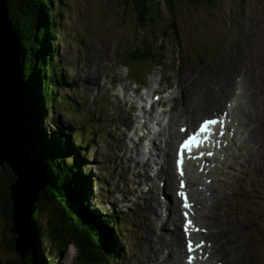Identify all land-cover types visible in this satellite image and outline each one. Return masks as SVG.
I'll return each instance as SVG.
<instances>
[{
  "label": "rangeland",
  "instance_id": "374dc122",
  "mask_svg": "<svg viewBox=\"0 0 264 264\" xmlns=\"http://www.w3.org/2000/svg\"><path fill=\"white\" fill-rule=\"evenodd\" d=\"M19 1L23 5H27L29 2L32 6L30 10L27 9L25 11L27 15L19 23V26H23V29L22 32H18L17 36V31L13 27V21L8 11L10 5L17 2V0H2L8 13V20L10 19L9 24H12L10 27L13 34H16L18 79L22 88L23 111L27 120L29 137L35 151L37 150V155L48 179L45 187L53 179L49 176V173L64 182L62 178L63 169L68 172L64 173L66 177L70 173V169V175L73 176L74 173L72 171L74 168H69L66 165L69 162H66V164L63 163L59 166V172L54 173L48 170V163L41 155L44 154L45 148L39 149L38 142L34 139L35 137H31L32 127L29 123V113H32L31 109L25 108L24 104L32 93L35 96L30 98L34 101V104H41L43 116L45 114L44 118L42 116L44 123L41 131H45L51 140H56L54 138L55 133L63 138L66 137L74 145L71 146V156L67 154L69 150L63 148L66 154L63 155L64 160L67 161L72 158L77 161V155L87 154L85 162L79 163L80 169L91 176L90 182H84L80 188L81 194L86 199L87 208L103 216L115 212L120 214V211L124 212L121 220L117 221L122 232L119 233L117 230H113V233H111L107 230L111 238H116V250L119 252L121 250L122 252V255L120 254L123 260L121 264H142V261L148 260L150 255L145 245V249H143L140 241L144 242V244L150 243L149 248L154 242L155 236L158 237L160 245L169 243L170 240L168 241L164 238L163 231L166 226L171 230L172 225L168 224L169 222L170 224L172 223L169 221L170 218L166 220V224L164 221L161 224L156 214L159 208L153 210L150 207L149 210L147 204L143 202V195L149 190L148 186L142 185L143 182L138 181L140 185L137 188L136 183L128 181L131 180L129 175L132 176V174L133 178L136 177V182L141 179L142 175L149 178V172H144V168L141 169L142 167L139 170L136 161L140 162V160L134 157L129 158L131 155L128 157L122 151H129L128 154H130L133 150L132 154L134 156L140 154L141 158H146L147 150L142 155L143 151L134 147V144L138 138L140 139L137 143L140 141L145 143L142 142L144 140L142 139L143 137H146L147 140L148 137L157 136L155 132H157L159 125V123L156 125V122H152V126L145 127L146 120L142 118L137 123L130 109L133 111L136 106V111L137 109L142 110L143 107L146 108L143 104L147 103L140 101L137 96L143 95L147 102H155L157 110L163 112L169 105L165 104L163 108L161 105L168 100L174 86L173 82L179 83L183 81L185 88H189L191 91L188 94H193L196 90L198 93L201 90L206 96L210 97L218 86L223 84L230 76H235L240 72L249 74V64L244 60H240V58H243L246 53L251 55V51L247 52V49L251 46L252 40L258 41L263 46L264 0H192V2L190 0H182L177 5V9L175 8L174 15L170 14L165 5L162 6V11L166 17L162 21L140 18L135 10L131 8L133 3H130L131 7H128L123 0H52V7L49 12L52 18L51 24L53 21L57 34L54 35L55 39L51 42L53 50L55 48L57 51L58 67L55 68V73L52 75L48 69H45L46 58L44 54V60H42V55L36 51L31 57H35V61L38 58V61L35 62L37 68L33 66L34 63L30 62L27 65L26 72L24 71V76L22 75L21 60L24 50L21 48V42L23 40V43L33 45L36 37L34 30H36L38 24V16L37 18L35 17L37 5L33 1ZM169 18H173V22ZM171 25L175 27L174 33L168 29ZM15 26L17 28V24ZM47 31L51 32L50 24ZM27 38L31 39V42L26 41ZM53 43H55L56 47H54ZM144 46L154 47V51H158L156 47H160L159 50L163 51L165 58L162 68L155 69L153 67L157 65V62L145 64L143 67L138 61H135V63H127L125 61L124 55L126 52L135 51V48H144ZM96 64L97 66H102L101 76L92 74ZM33 72L38 74V79L35 82H31ZM96 74H100V72H96ZM50 76L53 77V85ZM137 76L142 78L147 76L146 82L140 85L142 79L139 80ZM94 77L98 81L100 80L101 86L97 89H93L95 86H90L96 85V82L93 81ZM236 80L235 78L233 81L230 80L234 84L233 89H240L241 84L237 83ZM48 85H51L52 88H49ZM124 88H126L125 92H123ZM142 91L146 92L147 95ZM154 95H159V99L162 97L161 103L156 102L158 99ZM129 97L137 101L139 105L131 100L129 102L132 106L130 108L127 107L125 99ZM185 98H188V96L185 95ZM118 100H122L123 103L119 105ZM262 100V96L257 95V104H260ZM174 102H179V100ZM239 102L238 100V104ZM201 109L202 120L204 118L225 117V111H227L223 106L219 109H211L207 103ZM122 110H127L128 113L124 115L121 113ZM118 113H120L119 117H117L119 124L116 121L112 122ZM197 113H200V109L197 110ZM132 118H134L133 124L137 125V130L136 127L131 129L133 124H130L129 120ZM220 118H217V120ZM161 119L164 118L161 117ZM167 122L168 120L164 119L163 124L165 125ZM120 125L122 128L125 126L128 129L129 135H127V139H124L123 136L119 137L123 133L122 129H118ZM234 131V128H232L231 134H234ZM38 133L35 128V134ZM78 134L83 140L81 138L76 139ZM142 134L144 135L142 136ZM38 137L41 141L42 139L40 138L42 137L39 134ZM91 139L93 140L92 142ZM63 142V147H67L68 145L65 144V141ZM147 145L148 147L151 146V141H148ZM118 146L121 151L116 150ZM222 146L223 144H218L215 140L214 145L210 149L213 155L210 157L204 156L198 163L205 162L204 159L206 158L220 157L221 154L219 152L222 150ZM234 146L237 149V145ZM214 150L218 151V153L215 154L216 151ZM175 159L176 155H173V165H175ZM129 160H132L133 166L128 163ZM155 160L158 161L157 158ZM3 163L4 161L0 163V172L5 166ZM206 163L201 164L199 167L203 169L211 167L210 163ZM217 164L219 166V163ZM199 167L197 170L200 169ZM222 168L224 166L221 164L220 169ZM227 170L229 171L230 169ZM240 172H242V176H240ZM230 174L234 185L232 184L228 187L225 202L227 206L233 204L236 199L242 200L240 207L243 212L240 213V218L244 222L243 227L239 228V234L244 246H246V258L242 259H246V264H264V168L257 167V165L253 166L249 163L242 170H233ZM162 175L161 173L160 179ZM215 175L220 177L221 181L226 180V173L221 175L209 174L213 180ZM12 176L15 177L14 175ZM71 176H68V179ZM65 185L67 186V183ZM159 186L162 188L159 192L160 197L166 196L167 203H171L173 195L168 193V184L160 183ZM217 186L219 188L221 184L218 183ZM45 187L40 191L42 192ZM163 187L167 189H163ZM57 188L59 191L61 190L60 185ZM180 193L179 191L176 192V196L181 201ZM169 197L171 198L170 200L168 199ZM10 201L12 202V200H9V203ZM226 206L221 202L218 203L213 214L217 231L220 229L218 226V219L222 217L220 213L227 212ZM183 208L184 206L181 204V209ZM83 209L84 211L86 210L85 208ZM165 211L166 213H172V216L174 215V209L169 204H166ZM147 213H149L148 216ZM154 215H156V222L150 219ZM181 215L185 217V212L181 213ZM35 216L36 219L38 217L37 225L42 227L43 230V232H41V229L39 230L43 236L42 239L41 237L38 239L43 241L49 262H54V264H84L82 260H78V251L73 244L69 243L68 246H63L61 251L58 252L56 245H53L51 240L48 239V231L44 230L45 228L47 230V224L50 223L51 216L47 210L39 209ZM148 220L153 226L148 227ZM155 223L156 225L154 226ZM187 223H178L183 235L186 233L185 228H190ZM199 224V226H205L201 224L200 220ZM8 228L0 211V264L17 263V256L20 258L19 253H15L7 247V243L12 241L13 237L11 229ZM7 229L10 232H7ZM156 229L158 230L156 231ZM56 230V236L58 237L56 241L58 243L62 237L68 238L73 235L67 234L63 236L64 230L62 227ZM147 230L150 235L149 239H147L146 235ZM154 231H156V235ZM160 239L162 242H160ZM34 241L35 237L32 236L28 255L24 259L30 255ZM70 245L73 246L71 251H69ZM181 245H183L181 247H184L183 250L186 253L184 256L188 257L187 244L185 245V242L182 241ZM237 249H239V246L235 244L236 252ZM166 252L167 250L164 251L161 258L165 257ZM220 259L212 258L211 262L212 260L219 261ZM140 260L142 261L140 262Z\"/></svg>",
  "mask_w": 264,
  "mask_h": 264
},
{
  "label": "bare ground",
  "instance_id": "6f19581e",
  "mask_svg": "<svg viewBox=\"0 0 264 264\" xmlns=\"http://www.w3.org/2000/svg\"><path fill=\"white\" fill-rule=\"evenodd\" d=\"M263 46H264V42H263ZM263 46L258 41L252 40L251 46L249 47V49H247V52L251 51V55H248L246 53L243 58L242 57L240 58V60H244L245 62H247V64H249V74L246 72H240L237 73L235 76L234 75L230 76L223 84H220L218 86V88L214 91L213 95L210 97L206 96L204 92L201 90L198 93L196 90V92H194L193 94H188L191 91L189 88L188 89L185 88V83L183 81L179 83L173 82L174 86L172 88V92L168 97V100L164 102L163 104L164 106L161 105L162 108L165 107V104L169 105L168 108L165 109L163 112L157 110L155 102H152V104H143V106L145 105L146 108L143 107L142 110L137 109L136 111L137 106L133 108V111L132 109H130V112L132 116L135 117L137 123L139 122L140 118L146 120L145 127L147 126L149 127V125L152 126L153 125L152 122L154 123L156 122V125H158L159 123L160 130L158 125L159 131L157 130V132H155L157 133V136L151 138L148 137L147 140L146 137H143L142 139L144 140L142 142L145 143H141V141L137 143L140 139L138 138L137 142L134 144V147L140 148L143 151L142 155H144L145 151L147 150V157H146L147 159L145 157L141 158L140 154L134 156L132 154L133 150L130 152V154H128L129 151L126 150L122 151L125 154H127L128 157L129 155H131V157L129 158L134 157L140 160V162L136 161V165L139 167V170L144 168V172H149L148 174L149 178H146V176L141 174L143 176V177L141 176L142 181L141 179H139L136 182L135 181L136 177L133 178V174H132V176L129 175L131 180L128 181L136 183L137 188H139L140 185L138 184V181L141 183L143 182L142 185L148 186L149 188L148 192L146 194L143 193L145 194L143 195L144 198L142 196L143 202L147 204L149 210L150 207L151 209L153 208V210L159 208L156 214L161 224H163V221L166 224V220H169L170 218L171 219L169 221H171L172 223L170 224L169 222L168 224V225H172L171 230L169 229L168 226H166L167 229L165 227V230L163 231L164 238L168 241L170 240L169 243L160 245L158 237L155 236V240L151 244V247L149 248L150 243L147 242L146 244H144V242L140 241V244L142 245L143 249H145L146 247V250H148V253L150 255V258L148 259L150 261L146 260L145 262H143L142 260H140V262L142 261V264L143 263L188 264L187 256H184V254H186L183 250L184 247H181L183 246L181 244L182 241L185 242V245L188 244L187 242L189 241V239H191V241L193 242L194 247L195 245L203 243V247L200 249H196L194 253L191 255L195 257L196 264H213V263L236 264L238 262H239L238 264H246L245 263L247 262L245 261L246 259L245 260L242 259V258H246L245 257L246 246H244V242L239 234V228L243 227V222H244L240 218V213L243 212V210L240 207L242 200L236 199L233 201L234 202L233 204L226 206L225 195L227 193L228 187H230L232 184L234 185L230 174L231 171L237 169L242 170V168L246 167V165L249 163L252 164L253 166L257 165V167L264 168V47ZM140 52H142V50ZM101 68L102 66L101 67L97 66V64L94 65V72H92V74L94 76L95 75L101 76L102 75ZM96 72H100V74H96ZM178 74L181 73L179 72ZM138 75L140 76V74ZM247 75L249 76L247 77ZM138 78L139 80L140 79L143 80L144 77L143 78L138 77ZM234 78L235 80L237 79L236 80L237 83L241 84L240 89H233L234 84L231 81H233ZM93 81L96 82L95 83L96 85L94 84L90 85L92 87L95 86L93 87V89L94 88L97 89L101 86L100 80L98 81L94 77ZM145 82L146 81H144V83ZM125 90L126 88H124L123 92H125ZM23 94L25 95V93ZM185 95L188 96V98H185ZM257 95L262 96L263 100L260 104H257ZM137 96L140 99V101H143V103L147 102V99L144 98L143 95H137ZM155 97H159V95ZM125 100L127 102V104L125 105L129 108L132 106L129 102L131 100L139 105V103L137 101H134L131 97L126 98ZM161 100L162 97L158 99L156 102L161 103ZM176 100H179V102H174ZM238 100L240 101L239 104H238ZM122 103H123L122 100H118L119 105H121ZM206 103L210 106L211 109H219L223 106L227 110L225 111L226 115L224 119L228 121L229 125L228 123L225 122L223 118H221V121H224V125L226 124V126L224 127L225 130L224 137H221L220 135L215 133V138L218 144H223L222 150L219 152V154H221L222 157L214 156L211 157L210 159L206 158L204 159L205 162L198 163L200 161L199 160L198 162H196V164H194L195 162L194 163L191 162L188 166H185L184 164L183 171L185 175L181 177L179 172L177 171L176 163L175 165H173L172 158L173 155H175L174 152L176 150L177 145L178 144L181 145L182 143L180 139L183 138L186 133L188 134L191 131H193L194 128L197 127L199 123L202 124L204 122L201 119V114H202L201 107ZM198 109H200V113H197ZM121 113L126 115L128 111L122 110ZM119 115L120 113H118L117 116L115 115V120H113L112 122L116 121L119 124V119H117ZM161 117L168 120V122L165 125L163 124L164 119H161ZM133 121L134 118L130 119L129 123L133 124ZM134 127H136L137 130V125L135 124L131 126V129ZM123 128L121 125L120 128L118 127V129L123 130L122 135H120L119 137L123 136L124 139L125 138L127 139V135H129V131L128 129L125 128V126H123ZM183 128H186L185 129L186 131L183 132L182 131ZM232 128H234L235 130L234 134L233 133L231 134ZM214 131L215 132L220 131L219 124L216 126ZM143 135L144 134H142V136ZM148 141H151V146L149 147L147 145ZM163 144L165 148L163 147ZM234 145H237V149ZM127 147L129 150L128 145ZM116 150L121 151V148L118 146ZM217 153L218 151L215 152V154ZM156 158L158 159V161L155 160ZM206 162L210 163L211 167L208 168L205 167V169L199 167L201 164ZM128 163L131 166L134 165L132 160H129ZM217 163H219V166H217L218 165ZM221 164L224 166V168L222 169H220ZM3 165H6V167H10L7 162H5ZM140 167L142 168L140 169ZM198 167L200 169L197 170ZM227 169L230 170L228 171ZM161 173L163 175L160 179ZM222 173H226V180L221 181L220 177H217L216 175L214 176V180H213L209 176V174L221 175ZM239 174L240 176H242V172H240ZM12 175L16 177V181H17V175H15L14 173ZM179 179L180 181L183 180V182L187 184V186L185 187H187V190H189V192H186L185 194L189 195L190 197L189 203L191 205V208L189 209L186 208L181 209L182 202L176 196V192H178L180 189V187L178 186L180 185ZM16 181L12 185L16 184ZM160 183L168 184V188H169L168 193L173 195L172 197L173 201L171 203H167L166 196L162 198L160 197L161 195L159 194V192L162 189L159 186ZM218 183L221 184L219 188L217 186ZM163 189H167V188L163 187ZM168 199L170 200L171 198L169 197ZM35 202L36 201H34V203ZM220 202L226 206L227 212L220 213L222 217L218 219V223H219L218 226L220 227V229L219 231H217L213 214L215 213L216 206ZM166 204L167 205L169 204L174 209L173 216L172 213H166L165 211ZM183 211L187 213V217L186 216L183 217L181 215ZM148 215L149 213H147V216ZM155 218L156 215H154V217H150L151 221L153 222H156ZM189 220L192 222L191 226L190 228H188L187 233L183 235L181 229L178 226V223L186 224ZM199 220L201 224H204L205 226H199L200 225ZM148 223H149L148 227L153 226L151 225V222L149 220ZM155 225L156 223L154 224V226ZM158 229H156V231ZM196 229H200V231H196ZM156 231H154L155 235L157 234ZM151 234L153 235L152 232ZM146 235L148 238L146 236L145 238L149 239L150 235L148 230L146 231ZM160 242H162L161 239ZM235 244L239 246L237 252L235 250ZM228 249H230V251H228ZM166 250L167 252L165 257L161 258L162 255L164 254V251ZM159 258L160 260H158ZM212 258L214 259L221 258V259L219 261L212 260L211 262Z\"/></svg>",
  "mask_w": 264,
  "mask_h": 264
},
{
  "label": "trees",
  "instance_id": "16d2710c",
  "mask_svg": "<svg viewBox=\"0 0 264 264\" xmlns=\"http://www.w3.org/2000/svg\"><path fill=\"white\" fill-rule=\"evenodd\" d=\"M33 1L34 4L37 5V13L35 17L38 16V24L36 27V37L34 38L33 45H28L21 42V48L24 50V55H22V75L24 76V71L27 70V65L32 62L34 63L38 61V58L35 61V57L32 58L31 55L37 53L42 55V60H44L45 56V64L52 75L55 73V68L58 67V59H57V51L53 50L52 42L54 41V35L57 34V29L51 20L49 9L52 7V0H27ZM182 0H123L125 5L130 6V3H133V8L136 14L143 19L149 18L151 20L158 19L162 21L166 19L164 12L162 11V6H166L170 14L174 15V10ZM192 2V0H190ZM31 4L28 2L27 5L21 4L19 0L17 2L10 5L9 14L10 18L13 21V27L16 29V33L18 36V32H22L23 26H19V23L24 20V17L27 15L25 11L30 10ZM177 9V8H176ZM29 13V12H28ZM171 22H173V18H169ZM17 24V28L16 25ZM49 24L51 25V32L47 31ZM169 31L175 32V27L171 25L168 27ZM19 32V33H20ZM26 41L31 42V39L28 38ZM52 41V42H51ZM55 45V43H53ZM27 45V46H26ZM56 47V45L54 46ZM158 51H154V47L144 46V48H135V51L126 52L124 55V59L127 63H135V61L141 66H145L144 64H152L153 62H157V65L153 66L156 68L163 67V61L165 60L163 51L159 50L160 47H156ZM142 50V52H140ZM136 52V53H135ZM44 54V56H43ZM44 62V61H43ZM37 68V67H36ZM39 69V68H38ZM32 81H37L38 74L32 73ZM135 78V77H134ZM138 78V77H137ZM147 76H144L143 80L140 82H144ZM26 79V78H25ZM52 79L53 85V77ZM49 79V80H50ZM51 85H48L49 88H52ZM35 94L32 93L29 96L28 100H25V108L31 109V114L29 113V123L31 124V137L38 142V148H45L44 154L42 157L47 161V168L52 172H59V166L66 162L69 168H74L72 171L74 174L71 176L70 173L65 177L64 173H68L63 169V180L60 181L58 177H53V174L49 173V176L52 177L51 183L45 187V189L38 196V204L35 205L36 210L35 214L39 212V209L47 210L51 216V221L47 224V230L45 228L44 231H48L47 237L51 240L53 245H56V249L58 252L61 251L63 246H68L69 243L73 244L78 251V260H82L84 264H121L122 260V252L116 250L115 240L116 238H111L110 234L107 232L110 231L113 233V230H117V232L121 233L122 230H119V224L117 221L121 220V216L124 214L123 211H120V214L111 213L106 216L100 215L96 212H92L89 208H87V203L85 197L81 194L80 188L84 182H90L91 176L89 173H84L80 167L79 163L85 162V156L87 154L77 155L78 159L75 161L71 158L67 161L64 160L63 155L65 151L63 148H67V154L71 156L72 149L71 146H74L70 140H67L66 137L58 136L54 133V138L56 140H51L50 136H48L45 131H41L42 125L44 121H42V111L41 104H34L32 98ZM31 101V103H30ZM27 104V105H26ZM33 105V106H32ZM45 116V114H44ZM43 116V118H44ZM35 128L39 136H41V141L38 139V134H35ZM34 129V130H33ZM81 131V130H80ZM83 138L80 134L76 135V139ZM66 139V140H65ZM46 146H45V144ZM63 141L68 145L67 147H63ZM92 142V140H91ZM62 146V147H61ZM74 153V152H73ZM66 155V154H65ZM61 170V169H60ZM11 169L3 167L0 172V211L1 216L4 219L5 224L11 229L13 225L12 214L14 212L12 207L11 200V192L10 185H12L16 178L11 175ZM68 176L71 178L68 179ZM67 183V186L65 185ZM61 186V190H58V186ZM67 188V189H66ZM58 192V193H57ZM86 196V194H85ZM80 201V203H79ZM85 208L86 210L84 211ZM82 209V211H81ZM35 214L32 219V236L35 237V241L32 246V250L30 251V255L22 259L17 256L18 262L13 264H54V262H49L46 257L45 247L43 245V241L38 239L41 237L42 239V227L37 225L38 217L36 219ZM120 217H119V216ZM118 219V220H117ZM64 230V235L73 234L68 238L62 237L60 242L58 243V237L56 236V229L60 227ZM8 228V229H9ZM7 229V232L10 230ZM41 229V232L39 230ZM80 234V235H78ZM13 235V234H12ZM16 236L13 235L12 241L7 243V247L10 248L11 251L18 253L15 249ZM69 239V240H67ZM35 250V251H33ZM121 254V255H120ZM18 255V254H17ZM56 264V263H55Z\"/></svg>",
  "mask_w": 264,
  "mask_h": 264
},
{
  "label": "water",
  "instance_id": "95a60500",
  "mask_svg": "<svg viewBox=\"0 0 264 264\" xmlns=\"http://www.w3.org/2000/svg\"><path fill=\"white\" fill-rule=\"evenodd\" d=\"M9 20L0 0V163L7 162L17 175L16 184L10 185L14 210L11 231L17 237L15 249L24 259L31 244L36 196L48 179L27 129L18 79V46Z\"/></svg>",
  "mask_w": 264,
  "mask_h": 264
},
{
  "label": "snow or ice",
  "instance_id": "6c2138e0",
  "mask_svg": "<svg viewBox=\"0 0 264 264\" xmlns=\"http://www.w3.org/2000/svg\"><path fill=\"white\" fill-rule=\"evenodd\" d=\"M157 99H159V97H157ZM220 125V132L219 135L220 136H224L225 135V130H224V121L221 120H217V119H208L205 120L198 128L197 131H195L193 134H191L181 145L180 150H179V159L177 161L178 164V168H180L179 174L181 177H183L185 175L183 169H182V165L184 163V159H185V153L187 152L189 155H191L192 153V149L193 148H201L203 146V143L205 141H209L211 140V138L215 135V127L217 125ZM182 131H186V130H182ZM218 143V142H217ZM213 153L211 152H201L200 157L199 158H203L204 156H212ZM196 158V157H193ZM181 188L185 187V184L183 182V180H181V184H180ZM180 195L184 198V208L189 209L191 208L190 203L188 202V198L186 196L185 193L181 192ZM185 216L187 217V213H185ZM189 225H191V221H188ZM188 229L185 228V232L187 233ZM196 231H200V229H196ZM203 247V243L198 244V245H193V242L191 241V239H189L188 244H187V251L191 254L192 252H194L196 249H200ZM195 259L194 256H189V261L188 264H193V260Z\"/></svg>",
  "mask_w": 264,
  "mask_h": 264
},
{
  "label": "clouds",
  "instance_id": "9594fccd",
  "mask_svg": "<svg viewBox=\"0 0 264 264\" xmlns=\"http://www.w3.org/2000/svg\"><path fill=\"white\" fill-rule=\"evenodd\" d=\"M72 248H73V246H72V245H70V246H69V251H71V249H72Z\"/></svg>",
  "mask_w": 264,
  "mask_h": 264
},
{
  "label": "flooded vegetation",
  "instance_id": "af4514ba",
  "mask_svg": "<svg viewBox=\"0 0 264 264\" xmlns=\"http://www.w3.org/2000/svg\"><path fill=\"white\" fill-rule=\"evenodd\" d=\"M6 228V227H5Z\"/></svg>",
  "mask_w": 264,
  "mask_h": 264
}]
</instances>
